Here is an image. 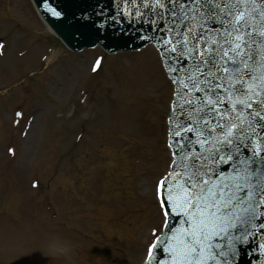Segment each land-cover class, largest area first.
<instances>
[{
  "label": "rangeland",
  "instance_id": "374dc122",
  "mask_svg": "<svg viewBox=\"0 0 264 264\" xmlns=\"http://www.w3.org/2000/svg\"><path fill=\"white\" fill-rule=\"evenodd\" d=\"M12 3L19 22L45 31L27 0ZM10 27L5 23L0 30ZM32 37V32L14 33L11 47L0 56V90L16 87L7 97L0 96V140L16 148L15 161L6 170L0 148V264H138L152 228L160 223L153 185L168 162L151 142L156 113L166 111L170 94L155 77L156 55L149 48L106 55L105 71L91 77L86 105L71 117V103L83 95L81 86H86L98 50L64 53L58 63L57 55L43 74L44 68L34 65L43 42L31 53L16 54ZM37 70L25 79L32 92L25 102L29 125L23 134L8 137L10 104L20 98L24 74ZM90 104L95 108L91 116ZM80 123L85 132L68 154ZM50 146L57 151L54 158ZM34 170L50 184L49 191L46 187L34 198L48 197L61 213L58 220H48L37 201L31 206L23 199ZM71 224L74 233L66 228Z\"/></svg>",
  "mask_w": 264,
  "mask_h": 264
},
{
  "label": "snow or ice",
  "instance_id": "6c2138e0",
  "mask_svg": "<svg viewBox=\"0 0 264 264\" xmlns=\"http://www.w3.org/2000/svg\"><path fill=\"white\" fill-rule=\"evenodd\" d=\"M151 3L171 18L157 43L179 73L169 114L173 170L156 193L162 215L170 209L184 224L164 235L153 228L145 259L162 249L160 264H229L245 239L232 230L264 216V0ZM229 165L227 176L218 166Z\"/></svg>",
  "mask_w": 264,
  "mask_h": 264
},
{
  "label": "water",
  "instance_id": "95a60500",
  "mask_svg": "<svg viewBox=\"0 0 264 264\" xmlns=\"http://www.w3.org/2000/svg\"><path fill=\"white\" fill-rule=\"evenodd\" d=\"M113 0H109V4H113ZM71 5V2L67 4V8ZM87 6L85 5H80L79 11H84L83 8H86ZM91 11L89 15L92 14V9L91 7H88ZM161 19L164 21L165 17L160 16ZM72 25V24H71ZM63 31V28L60 29ZM191 133L188 135L190 136ZM221 170L225 172L227 176L231 175V172L227 173V168L230 167H224V166H218ZM254 223L256 224V227H253L251 224H245L243 225L240 229L237 230H232L233 235H236L238 232H243L245 239L242 241H239L236 243V249L241 250V254L239 257H233L229 264H250L251 260L256 259V256H252V247L254 248H260V245H264V228H261L260 225H264V216H261L259 212L257 213L256 217L254 218ZM246 229V231H245ZM257 245V246H255ZM262 251V250H261ZM263 252V251H262ZM264 253V252H263ZM261 252L258 253L257 260H261ZM235 259L237 261H235ZM237 262V263H236Z\"/></svg>",
  "mask_w": 264,
  "mask_h": 264
},
{
  "label": "bare ground",
  "instance_id": "6f19581e",
  "mask_svg": "<svg viewBox=\"0 0 264 264\" xmlns=\"http://www.w3.org/2000/svg\"><path fill=\"white\" fill-rule=\"evenodd\" d=\"M47 32H48V33H52L51 30H50L49 28H47ZM56 52H57L56 50H54V52H52V54H51L49 60H51V58L56 54ZM49 60H48V61H49ZM51 244H56V243H55V242H52Z\"/></svg>",
  "mask_w": 264,
  "mask_h": 264
}]
</instances>
